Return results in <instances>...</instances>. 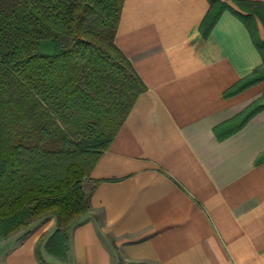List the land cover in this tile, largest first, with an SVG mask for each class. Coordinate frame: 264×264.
<instances>
[{
	"label": "crops",
	"instance_id": "crops-1",
	"mask_svg": "<svg viewBox=\"0 0 264 264\" xmlns=\"http://www.w3.org/2000/svg\"><path fill=\"white\" fill-rule=\"evenodd\" d=\"M220 1L204 34L209 0H124L115 43L146 89L82 182L66 252L50 213L0 225V264H41L40 241L49 264H264V8L248 6L264 0Z\"/></svg>",
	"mask_w": 264,
	"mask_h": 264
},
{
	"label": "trees",
	"instance_id": "trees-1",
	"mask_svg": "<svg viewBox=\"0 0 264 264\" xmlns=\"http://www.w3.org/2000/svg\"><path fill=\"white\" fill-rule=\"evenodd\" d=\"M204 34L226 7L209 0ZM124 0H0V225L9 234L52 213L47 246L67 250L89 210L85 179L146 85L115 43ZM264 8L263 3L248 2ZM243 17V16H242ZM253 33V32H252ZM261 48L264 45L258 43ZM233 86L234 94L263 76ZM252 104L219 137L237 131ZM37 247L41 264H49Z\"/></svg>",
	"mask_w": 264,
	"mask_h": 264
},
{
	"label": "rangeland",
	"instance_id": "rangeland-1",
	"mask_svg": "<svg viewBox=\"0 0 264 264\" xmlns=\"http://www.w3.org/2000/svg\"><path fill=\"white\" fill-rule=\"evenodd\" d=\"M84 180V179H83Z\"/></svg>",
	"mask_w": 264,
	"mask_h": 264
}]
</instances>
